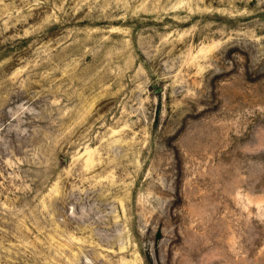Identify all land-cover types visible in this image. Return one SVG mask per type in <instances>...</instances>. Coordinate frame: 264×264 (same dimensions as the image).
<instances>
[{
    "label": "rangeland",
    "instance_id": "1",
    "mask_svg": "<svg viewBox=\"0 0 264 264\" xmlns=\"http://www.w3.org/2000/svg\"><path fill=\"white\" fill-rule=\"evenodd\" d=\"M0 264H264V0H0Z\"/></svg>",
    "mask_w": 264,
    "mask_h": 264
}]
</instances>
